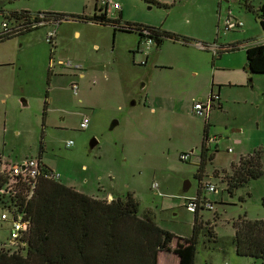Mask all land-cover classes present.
<instances>
[{"label": "rangeland", "instance_id": "obj_1", "mask_svg": "<svg viewBox=\"0 0 264 264\" xmlns=\"http://www.w3.org/2000/svg\"><path fill=\"white\" fill-rule=\"evenodd\" d=\"M111 1L120 10L110 8L107 16L121 15L120 25L159 28L189 39V44L165 38L156 47L136 33L79 20L91 17L100 0H0V29L10 11L66 17L55 27L51 75L50 46L44 39L52 26L0 43L1 159L23 164L41 157V167L59 175L61 183L97 199L132 194L139 215L149 212L174 235L172 248L179 238L192 235L194 214L186 208V197H195L200 183L213 184L215 193L202 192L212 209L200 214L213 225L226 254L205 249L200 237L194 264H264L238 257L232 245V223L239 216L264 220V75L246 72L244 48L215 56L230 44H264V32L250 11L264 0ZM229 12L242 21V29L225 28ZM68 60L81 63L83 70L58 65ZM72 82L77 83L76 96ZM211 93L221 106L208 112V138L215 139L210 148L217 146V152L199 173L205 121L192 105L207 103ZM85 119L87 128L81 130ZM113 121L117 125L110 129ZM93 139L97 144L90 149ZM257 150L263 175L229 195L221 172ZM182 153H190L186 162L179 159ZM186 181L190 187L183 192ZM153 183L158 189L151 188ZM8 234L0 227L1 244L8 245ZM158 264H178V259L161 252Z\"/></svg>", "mask_w": 264, "mask_h": 264}, {"label": "trees", "instance_id": "obj_2", "mask_svg": "<svg viewBox=\"0 0 264 264\" xmlns=\"http://www.w3.org/2000/svg\"><path fill=\"white\" fill-rule=\"evenodd\" d=\"M250 11L254 13L255 20L264 32V1L256 11ZM78 18L95 25H110L114 32L136 33L140 39L154 41L156 47L165 38L189 44V39L159 28L139 27L129 23L120 25L121 15L118 19H110L106 9L95 10L91 17ZM65 19V16L57 13L10 11L4 14L2 23L9 26L0 29V43L46 25L56 27ZM41 23L43 25L40 26ZM55 48L56 45L50 46L49 61L53 59ZM241 48L245 49L246 72L249 75H264V44H230L215 56ZM48 70L51 75L50 69ZM213 97L211 93L210 100L218 102V97ZM46 108L47 103L44 102V112ZM204 121L199 173L204 172L206 164L212 162L217 152V146L211 149L207 143L210 124L209 119ZM42 151L41 147L40 152ZM10 165L0 157V191L10 179ZM43 168L52 172L45 165ZM221 175L220 180L225 184L226 192L232 196L235 190L263 175L261 151L240 156L237 163H232L230 170L222 171ZM194 177L198 181L201 179L197 173ZM15 181L10 193L0 195L1 211L11 216L20 215L27 221L28 228L16 241L0 246V264H158L161 252L174 254L178 264H194L200 237L204 238L205 249L219 251L225 257V244H219L213 225L205 222L200 214L202 210H208L201 206L207 201L202 193L204 182L198 185L193 200L196 207L192 211V235L179 238L172 248L174 235L160 228L149 212L139 215V204L130 193L124 198L116 197L107 201L81 193L61 183L59 179L40 176L35 181ZM261 205L264 207V195ZM232 225L235 254L238 257L264 261V220H247L239 216Z\"/></svg>", "mask_w": 264, "mask_h": 264}, {"label": "built area", "instance_id": "obj_3", "mask_svg": "<svg viewBox=\"0 0 264 264\" xmlns=\"http://www.w3.org/2000/svg\"><path fill=\"white\" fill-rule=\"evenodd\" d=\"M100 5L102 6V8L107 9V8H113L116 11L120 10V6L117 3L112 2L111 0H100ZM43 25V23L40 24V26ZM9 25H6L4 23L1 24V28H7ZM224 26L227 30H236V29H241L243 27V23L240 20L235 19L231 13L229 12L225 22H224ZM53 27V26H52ZM55 38H56V30L55 27L51 28L45 36L44 41L49 45V46H54L55 45ZM147 44H152V40L148 39L145 41ZM197 47L201 48V49H208V46H203L201 43H197ZM216 47V46H215ZM214 48V47H213ZM55 65V62L52 60L49 61V68H53ZM58 65L60 66H64L67 67L69 69H73L77 72L82 71L83 70V65L79 62H72L70 60L66 61V62H58ZM79 77H82V74L79 75ZM70 89L71 92L73 93V95H77L78 92V87H77V83L72 82L70 84ZM213 98H217L216 96ZM212 104L213 102L210 100L207 103H204L202 101H198L193 103L192 105V111L195 113V115L201 116L203 117V119H209L208 118V112L210 111V109L212 108ZM87 120L85 119L84 121H82L79 124V128L81 130H84L87 128ZM208 144H211L212 142L215 141V139L212 138H208L207 140ZM72 145L71 141H68L66 143V147H70ZM190 157V153H182L179 155V159L182 162H186ZM8 172H9V176L10 179L8 181V183L5 185V187L0 191V195L3 194H8L10 193L13 188H14V184H15V180H31V181H35L38 177L43 176L44 178H53V179H58L59 175H55L53 172H49L47 170H45L43 167H41V163L39 160H35V159H27L24 161L23 164H19V163H12L9 167H8ZM204 191L206 193H215L217 191V188L210 183H204ZM151 188L154 190L158 189V184L157 183H153ZM159 195H161L159 193ZM194 198H188L186 200V208H188L189 210H194L196 207V204L194 203ZM201 206H203L205 209L211 210L212 209V204L208 201H205ZM0 221L3 222H9L10 224V229H9V240L11 242L16 241L22 233H24L27 228H28V223L27 221H24L22 219V217L20 215H15V216H11L8 213H6L5 211H2L0 213Z\"/></svg>", "mask_w": 264, "mask_h": 264}, {"label": "crops", "instance_id": "obj_4", "mask_svg": "<svg viewBox=\"0 0 264 264\" xmlns=\"http://www.w3.org/2000/svg\"><path fill=\"white\" fill-rule=\"evenodd\" d=\"M251 8V7H250ZM108 9H110V8H107L106 9V12L108 11ZM96 10H105V8L103 9L102 8V6L100 5V7L98 8V9H96ZM251 10H253V11H255L254 9H251ZM32 14H35V13H32ZM121 14V13H120ZM243 28V27H242ZM241 28V29H242ZM56 45V44H55ZM146 62L148 61V58L146 57ZM84 68V67H83ZM52 73V70L50 69V74ZM83 76V75H82ZM153 99H156V97L154 98L153 97ZM215 99V98H214ZM218 103H217V101H214L213 102V107L212 108H214V107H217L218 109H220L221 108V106H220V104H219V106L217 105ZM210 124V123H209ZM192 151V150H191ZM241 156H243V155H241ZM192 197H194V196H192ZM192 197H186V198H192ZM104 199L105 200H107V201H110V200H112V198L110 197V194H107V197H104ZM0 227H2V228H5L8 232H9V229H10V224H9V222H3V221H1V225H0ZM8 243H11V241L9 240V242ZM0 246H3V244H1L0 243Z\"/></svg>", "mask_w": 264, "mask_h": 264}, {"label": "water", "instance_id": "obj_5", "mask_svg": "<svg viewBox=\"0 0 264 264\" xmlns=\"http://www.w3.org/2000/svg\"><path fill=\"white\" fill-rule=\"evenodd\" d=\"M115 125H117V121H113L112 122V124L110 125V129H113V127L115 126ZM96 144H97V142H96V140H91L90 141V143H89V148L90 149H93L95 146H96ZM189 187H190V184H189V182H184V184H183V187H182V191L183 192H187V190L189 189Z\"/></svg>", "mask_w": 264, "mask_h": 264}]
</instances>
